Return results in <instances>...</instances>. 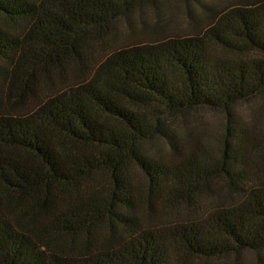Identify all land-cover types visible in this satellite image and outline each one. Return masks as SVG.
Returning a JSON list of instances; mask_svg holds the SVG:
<instances>
[{
    "label": "trees",
    "instance_id": "1",
    "mask_svg": "<svg viewBox=\"0 0 264 264\" xmlns=\"http://www.w3.org/2000/svg\"><path fill=\"white\" fill-rule=\"evenodd\" d=\"M49 4L51 26L27 38L25 61L34 67L80 57L85 30L108 17L91 0ZM263 97L264 0L232 3L201 35L117 52L41 115L0 121V192L21 227L45 234L49 264H207L260 253L264 179L252 183L236 158L252 145L247 129L227 128L216 169L240 197L206 211L210 151L182 155L173 169L134 160V152L158 135L169 140L162 118L231 117ZM133 162L143 170L142 189L122 177ZM145 185L157 203L142 202ZM162 215L185 221L158 226ZM3 223L8 234L17 231Z\"/></svg>",
    "mask_w": 264,
    "mask_h": 264
},
{
    "label": "rangeland",
    "instance_id": "2",
    "mask_svg": "<svg viewBox=\"0 0 264 264\" xmlns=\"http://www.w3.org/2000/svg\"><path fill=\"white\" fill-rule=\"evenodd\" d=\"M91 1L101 10H96L98 14L108 15L107 21L85 30L78 47L80 57L69 53L46 68L30 65L25 61V55L28 36L33 31L51 26L53 10L49 0H0V121L22 122L37 117L75 85L87 82L90 73L113 54L141 47L152 48L168 40L197 37L215 25L232 3H251L253 0ZM165 119L162 118V123L169 140L158 135L147 144L138 145L134 160L173 169L181 163L182 155L185 157L191 153L197 156L200 152L210 151L211 156L204 155L210 169L212 164L215 168L207 169L206 174L211 178L203 211L220 204L228 205L240 197V191L231 190L227 185L223 172H217L227 128L235 132L247 129L252 145L242 157L241 150H238L237 161L246 164L245 177L252 183L264 179L259 178L264 175V97L236 106L231 117L203 111L176 116L166 124ZM231 142L235 145L238 141L233 139ZM127 166L122 177L141 188L140 181L145 182L141 166L134 162ZM109 178L105 172L100 173L102 183ZM145 186L143 193L140 190L142 202L149 204L151 200V203H157ZM191 200L195 201L196 196ZM16 216L14 205L0 192V218L17 230L8 234L6 226L0 225V242L4 241L7 247L0 246V264H49L52 252L45 234L21 227ZM172 217L152 218L157 219L158 226L169 228H177L178 222L185 221L182 216L179 221ZM146 224L149 225L144 223L142 227ZM7 240H13L10 246ZM207 264H264V251L243 253L226 262L214 260Z\"/></svg>",
    "mask_w": 264,
    "mask_h": 264
}]
</instances>
